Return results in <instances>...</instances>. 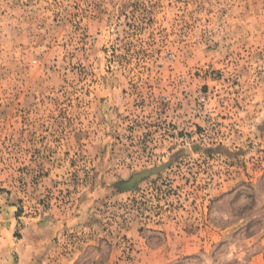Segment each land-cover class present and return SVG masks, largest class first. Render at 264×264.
Segmentation results:
<instances>
[{
  "label": "rangeland",
  "instance_id": "374dc122",
  "mask_svg": "<svg viewBox=\"0 0 264 264\" xmlns=\"http://www.w3.org/2000/svg\"><path fill=\"white\" fill-rule=\"evenodd\" d=\"M0 264H264V0H0Z\"/></svg>",
  "mask_w": 264,
  "mask_h": 264
},
{
  "label": "water",
  "instance_id": "95a60500",
  "mask_svg": "<svg viewBox=\"0 0 264 264\" xmlns=\"http://www.w3.org/2000/svg\"><path fill=\"white\" fill-rule=\"evenodd\" d=\"M152 172H155V170L152 171ZM152 172H151V171H146V172H144V173H142V174L136 175V176L133 178L132 183H134V182H136V181H139V180H141V179H143V178H145V177H148Z\"/></svg>",
  "mask_w": 264,
  "mask_h": 264
}]
</instances>
